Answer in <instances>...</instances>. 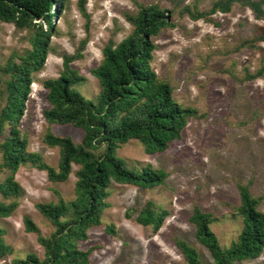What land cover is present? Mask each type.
Masks as SVG:
<instances>
[{
	"label": "rangeland",
	"instance_id": "rangeland-1",
	"mask_svg": "<svg viewBox=\"0 0 264 264\" xmlns=\"http://www.w3.org/2000/svg\"><path fill=\"white\" fill-rule=\"evenodd\" d=\"M183 1L182 5L191 6L197 2L199 11H205L216 0ZM67 3L56 21L57 32L51 39L52 50L44 68L34 73L21 120L30 151L57 167L59 150L43 141L48 129L43 110L49 107L43 82L58 77L63 70V55L74 54L87 39L83 57L73 61L72 67L85 78L77 88L96 102L100 88L91 69L101 63L102 50L110 39L118 43L132 32L125 13L135 12L138 3H159L174 9L175 27L165 29L155 39L158 49L152 66L170 81L179 103L195 107L202 115L191 118L182 139L164 153L151 155L137 140L119 149V157L129 167L151 164L169 176L164 185L152 189L113 182L107 199L110 207L103 214L102 225L88 231V239L79 242L80 248L93 249L91 264H186L172 240L180 237L198 247L204 264H213L209 251L197 242L196 229L189 221L194 205L218 216L212 229L222 245H229L242 228V219L232 215L233 207L240 203L238 184L250 185L252 193L263 198L260 209L264 212V18L257 19L249 7L239 3L229 13L218 12L208 20L197 21L181 16L180 7L172 0H86V14L79 0ZM31 35L30 29H18L0 20V66L11 54L29 48ZM3 80L0 69V91ZM51 129L57 135L71 136L75 142L83 138V131L71 125ZM78 169L74 164L66 182H51L47 172L30 164L20 166L15 176L23 188L20 205L10 217L0 218L5 240L14 252L0 264H11L13 258L28 253L44 257L37 234L26 231L23 218L31 217L42 235L50 234L54 227L36 204L57 201V191L65 199L75 198ZM7 174H0V181ZM148 201L169 211L157 232L136 220ZM130 209L132 215L128 216ZM108 225H114L115 234L106 231ZM236 264H264V252L259 258Z\"/></svg>",
	"mask_w": 264,
	"mask_h": 264
},
{
	"label": "trees",
	"instance_id": "trees-1",
	"mask_svg": "<svg viewBox=\"0 0 264 264\" xmlns=\"http://www.w3.org/2000/svg\"><path fill=\"white\" fill-rule=\"evenodd\" d=\"M68 0H0V20L18 29H30V47L11 54L0 69L5 76L0 91V174H8L0 181V218L10 217L20 205L23 188L15 176L20 166L47 172L51 182H66L75 172V198L65 199L56 192L57 201L39 202L38 211L54 227L42 235L31 217L23 218L27 232L36 233L44 248V257L28 253L15 257L11 264H91L92 248L83 250L80 241L88 239V231L102 225V217L110 203L113 182L152 189L164 185L169 174L151 164L131 168L119 157V149L132 140L139 141L147 153L167 151L173 142L181 140L191 118H200L198 110L179 103L174 98L170 81L158 75L152 66L155 39L167 28H174V9L159 3L137 4L135 12H126L125 19L132 32L104 46L101 63L91 69L98 79L97 101L86 98L78 85L85 81L72 62L83 57L87 45L84 39L77 51L63 55V70L56 78L43 82L47 89L49 107L43 110L48 129L43 141L49 148L59 150V162L54 167L29 150V141L20 128L27 109V100L34 82L52 50L51 39L57 32L56 21L68 7ZM180 7V15L194 21L208 20L212 15L229 13L234 4L249 7L257 19L264 18V0H216L210 9L199 11L197 2L182 5L183 0H172ZM57 3L58 6L54 7ZM86 0H79L86 14ZM52 12V13H51ZM42 20L44 23L37 22ZM264 40V39H263ZM252 78L255 75L251 76ZM71 125L83 131V138L75 142L71 136L55 134L51 127ZM240 203L232 215L242 219V228L229 245H222L212 225L218 221L213 211L194 205L189 217L196 229V240L210 253L213 264H236L259 258L264 252L263 198L252 193L250 185L236 186ZM133 210H128L131 216ZM169 211L148 201L136 220L157 232ZM115 234L114 225L105 227ZM6 230L0 226V261L12 255L13 246L5 240ZM186 264H204L201 251L180 237L172 238Z\"/></svg>",
	"mask_w": 264,
	"mask_h": 264
}]
</instances>
